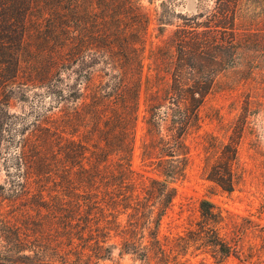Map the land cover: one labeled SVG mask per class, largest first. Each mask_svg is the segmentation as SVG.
Returning <instances> with one entry per match:
<instances>
[{
  "label": "trees",
  "instance_id": "trees-1",
  "mask_svg": "<svg viewBox=\"0 0 264 264\" xmlns=\"http://www.w3.org/2000/svg\"><path fill=\"white\" fill-rule=\"evenodd\" d=\"M66 1L69 10L77 7L75 0ZM106 1L112 3L102 11L109 15L96 19L90 31L82 27L86 33L81 36L59 29L54 12L46 20L47 38L53 39L54 54L66 48L68 59L54 58L55 63L37 67L29 61L32 52L26 42L33 0H0V161L10 174L12 166L4 164L13 146V169L35 175L40 196L50 190L82 196L86 209L76 202L62 216V225L72 236L76 233L84 247L77 263L64 256L57 264H101L117 250L145 264L152 259L154 264H169L158 235L160 223L177 194L175 184L186 177V138L199 124V109L215 79L234 64L227 62L235 53V39L233 32L226 37L178 32L175 63L156 72L158 84L153 86L139 61L137 45L145 21L133 6L137 0ZM82 36L91 41L90 47L84 46ZM146 83L154 93L142 117L141 159L156 176L137 178L132 154L139 96ZM30 94L49 102L32 123L19 125L10 104L16 99L25 103ZM55 112L59 116L52 119ZM241 123L207 167L206 180L226 193L235 185ZM198 212V240L207 235L227 256L216 230L220 214L214 204L203 199ZM16 245L20 253L1 257L0 264H54L49 258L55 255L48 257L41 242L30 248V241L17 237ZM51 250L55 254L58 247Z\"/></svg>",
  "mask_w": 264,
  "mask_h": 264
},
{
  "label": "rangeland",
  "instance_id": "rangeland-1",
  "mask_svg": "<svg viewBox=\"0 0 264 264\" xmlns=\"http://www.w3.org/2000/svg\"><path fill=\"white\" fill-rule=\"evenodd\" d=\"M111 3L75 0L77 7L69 10L66 0H33L26 37L32 52L30 63L44 67L48 62L55 63L54 58L68 59L67 49L55 55L53 39L47 38L46 20L54 12L58 13L55 19L61 21L59 29L77 31L81 36L86 33L82 27L90 31L96 19L109 15L102 10ZM133 6L141 14V22L145 21L141 23L144 33L137 49L143 76L150 79L153 86L158 84L156 72L168 63H175L178 32H187L189 36L207 33L216 37H226L233 32L235 39V53L227 62L234 64L215 79L199 109V124L186 138L189 148L186 177L175 184L177 194L160 223L158 235L169 256V264H264V0H137ZM135 27L137 32L141 31L139 24ZM83 39L84 46L90 47L91 41ZM148 83L143 85L139 96L132 154V169L137 178L156 176L145 166L140 149L144 140L142 117L151 102L149 95L154 93ZM31 97L25 103L16 99L10 104V112L17 117L19 125L32 123L35 116L42 114V105L49 102L33 94ZM57 116L55 112L51 118ZM240 122L235 185L232 192L226 193L206 180L207 167ZM13 149L10 146L6 151L8 162L4 164L12 166L10 174L7 175L0 161V258L20 253L16 245L18 237L21 241H30V248L35 241L45 244L46 255H55L49 258L54 264L60 263L64 256L69 263H77L84 243L76 233L72 236L73 232H67L62 216L73 210L76 202L81 210L86 209L82 196L51 190L40 196L34 183L35 175L13 169ZM203 199L212 202L220 214L216 230L222 245L229 250L227 256L219 252V247L211 245L212 238L207 235L198 240L195 231L199 202ZM54 247H58L55 254L51 250ZM101 264L145 263L117 250ZM150 264H154V259Z\"/></svg>",
  "mask_w": 264,
  "mask_h": 264
}]
</instances>
